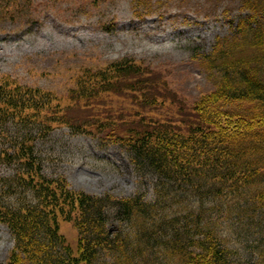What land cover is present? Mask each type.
Wrapping results in <instances>:
<instances>
[{
	"label": "trees",
	"instance_id": "1",
	"mask_svg": "<svg viewBox=\"0 0 264 264\" xmlns=\"http://www.w3.org/2000/svg\"><path fill=\"white\" fill-rule=\"evenodd\" d=\"M21 1L0 0V13ZM240 4L230 35L195 55L218 76L191 103L130 58L84 70L69 104L1 79L0 164L12 172L0 178V224L15 242L6 264H242L231 229L246 264H264V0ZM113 96L142 105L94 116ZM63 128L121 149L141 189L97 195L48 175L37 144ZM61 221L75 223L76 253Z\"/></svg>",
	"mask_w": 264,
	"mask_h": 264
},
{
	"label": "rangeland",
	"instance_id": "2",
	"mask_svg": "<svg viewBox=\"0 0 264 264\" xmlns=\"http://www.w3.org/2000/svg\"><path fill=\"white\" fill-rule=\"evenodd\" d=\"M17 12L0 13V82L9 78L51 91L69 104L70 90L84 70L130 58L149 65L170 93L191 103L214 90L218 76L195 55L206 56L217 38L229 36L243 10L240 0H22ZM141 105L113 96L92 113L111 117L119 109L136 111ZM37 152L48 175H63L77 189L124 196L141 189L121 149L102 146L69 128L39 141ZM11 172L0 164V178ZM206 208L210 215L213 204ZM237 231L233 235L227 230L228 245L240 252L242 264L254 261ZM60 232L76 253L75 223L61 221ZM14 244L9 229L0 224V264H6Z\"/></svg>",
	"mask_w": 264,
	"mask_h": 264
}]
</instances>
